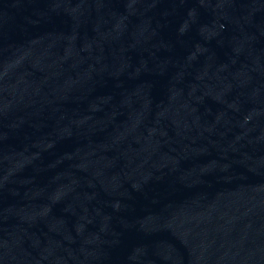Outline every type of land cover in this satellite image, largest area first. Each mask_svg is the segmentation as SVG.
I'll use <instances>...</instances> for the list:
<instances>
[{
    "label": "water",
    "instance_id": "obj_1",
    "mask_svg": "<svg viewBox=\"0 0 264 264\" xmlns=\"http://www.w3.org/2000/svg\"><path fill=\"white\" fill-rule=\"evenodd\" d=\"M0 264H264V0H0Z\"/></svg>",
    "mask_w": 264,
    "mask_h": 264
}]
</instances>
